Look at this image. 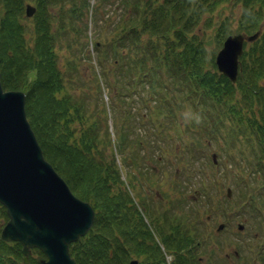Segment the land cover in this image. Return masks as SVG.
<instances>
[{"label":"trees","instance_id":"1","mask_svg":"<svg viewBox=\"0 0 264 264\" xmlns=\"http://www.w3.org/2000/svg\"><path fill=\"white\" fill-rule=\"evenodd\" d=\"M64 1L67 0H33L36 12L30 19V46L26 41L29 24L25 0H0V83L3 91L24 93L25 116L44 159L70 191L94 211L91 229L70 244L69 254L76 264H129L133 256L144 257L140 264H167V251L175 254L172 264H201L197 247L203 238L199 231L188 227L184 219L170 215L171 211L159 213L143 202L145 213L141 211L121 178L115 157L111 153L109 160L102 156V149L112 144L108 125L100 136L106 109L93 117L98 112H88L86 95L64 93L51 14V8ZM69 1L74 15H81L88 2ZM226 1L229 0H123L130 17L120 26L117 44L110 49L117 73L123 74L128 83L115 90L113 98L123 104L130 96L128 91L133 92L137 84L133 82L136 77L155 103L147 106L150 121L158 118L159 125L166 115L172 121L182 109L183 99L194 98L201 127L214 125L215 130L221 129L230 119L236 126L230 127L228 138L231 141L234 136L241 137L254 147L253 159L264 177V0H238L241 13L235 33H261L248 49H243L235 83L218 72L215 56L209 59L206 45L191 35L197 18ZM216 32L221 47L227 36L235 35L228 22ZM95 46L99 58L102 52ZM95 82L99 92L97 76ZM114 88L117 89L115 84ZM86 120H91L88 127L75 137ZM126 130L122 128L114 144L120 152L129 147L131 134ZM130 157V163L135 164V157ZM247 197L248 193L245 203L249 201ZM7 220L5 208L0 205V222ZM32 252L42 256L37 249ZM37 258L29 256V264H38ZM0 264H23L21 245L0 239Z\"/></svg>","mask_w":264,"mask_h":264},{"label":"rangeland","instance_id":"2","mask_svg":"<svg viewBox=\"0 0 264 264\" xmlns=\"http://www.w3.org/2000/svg\"><path fill=\"white\" fill-rule=\"evenodd\" d=\"M26 5L35 7L33 0H25ZM70 7L67 0L51 8L64 93L86 95L88 112H98L93 113V117L106 109L100 136L103 137V129L108 125L112 144L102 149V156L109 160L111 153L115 157L121 178L129 186L137 207L144 213L143 203L159 213L171 211L170 215L196 228L203 238L197 247L201 264H264V177L257 171L254 147L239 136L230 141V127L235 125L230 119L221 129L215 130L214 125L201 127L195 113L198 106L192 97L183 99V107L172 121L168 115L160 120L161 125L158 118L150 121L147 106L155 103L147 97V90L138 84L136 77L133 82L137 84L133 92L128 91L130 96H126L125 102L115 100V90L123 89L128 81L117 73L110 46L117 44L120 26L129 19L130 12L123 0H88L77 16ZM240 9L238 0H229L197 18L191 35H196L206 45L209 59L216 58L221 49L216 34L221 24L228 22L230 30L236 34ZM26 19L29 24L26 41L31 46V18L26 16ZM95 44L102 52L99 58ZM95 76L101 86L99 92ZM91 120L77 129L75 137ZM191 120L195 123L190 124ZM122 128L131 136L129 147L120 152L114 144ZM212 154L216 155L215 163ZM130 156L135 157V164L130 163ZM247 193L249 201L245 203ZM239 225L243 229H239ZM173 254L164 252L167 264H172ZM30 256L43 257L34 252ZM132 259L140 263L144 257L133 256Z\"/></svg>","mask_w":264,"mask_h":264},{"label":"water","instance_id":"3","mask_svg":"<svg viewBox=\"0 0 264 264\" xmlns=\"http://www.w3.org/2000/svg\"><path fill=\"white\" fill-rule=\"evenodd\" d=\"M25 10L30 18L36 12L29 5ZM260 33L227 36L216 54L218 72L235 83L244 45ZM24 103L23 92L3 91L0 83V205L8 216L6 223H0V237L6 243L21 245L23 264H29L33 249L43 255L38 264H76L69 254L70 244L86 236L94 223V211L70 191L44 159L25 116ZM215 157L212 154L213 163ZM129 264L139 263L132 259Z\"/></svg>","mask_w":264,"mask_h":264}]
</instances>
